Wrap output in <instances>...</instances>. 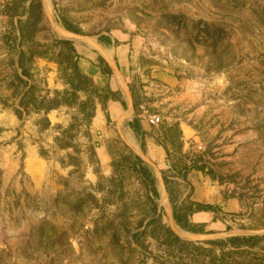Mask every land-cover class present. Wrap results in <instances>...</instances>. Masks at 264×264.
Listing matches in <instances>:
<instances>
[{
  "label": "rangeland",
  "instance_id": "obj_1",
  "mask_svg": "<svg viewBox=\"0 0 264 264\" xmlns=\"http://www.w3.org/2000/svg\"><path fill=\"white\" fill-rule=\"evenodd\" d=\"M42 1L0 0V264H264V0Z\"/></svg>",
  "mask_w": 264,
  "mask_h": 264
},
{
  "label": "trees",
  "instance_id": "obj_2",
  "mask_svg": "<svg viewBox=\"0 0 264 264\" xmlns=\"http://www.w3.org/2000/svg\"><path fill=\"white\" fill-rule=\"evenodd\" d=\"M65 44L70 45V43H68V42H65ZM69 57H70L72 65H73V70H74V73L76 76V78H72L70 80L69 84H70L71 89L74 90V92H75V90L80 89V85H81L80 79H86V78L79 73V71L76 67L78 56L75 54V52L72 48H71V52L69 53ZM130 127L133 129V131L136 134L141 135V130H140V127H139L136 119L133 120V123L130 124ZM136 159H137L138 164L140 165L141 161L138 158H136ZM140 174H142V177H146L147 179H151L150 173L145 167H142V166L140 167ZM152 192L156 196L155 190H152ZM192 206H193V208L191 209L190 214H196V213H202V212H205V213L206 212H212V213L214 212V210L210 206H202V205H192ZM173 217H174L175 222L179 226H181L182 228L187 229L188 231H191L193 233L198 232V230H195L196 229L195 225L189 224L187 218H185V220H184V219H181L180 217L175 216V215ZM259 239H261V238L258 236H252V237L234 236V237L228 238L224 242L221 241L219 243L223 244V245L228 244L231 248L237 249V248L243 246L245 243H249L251 241H255V240H259Z\"/></svg>",
  "mask_w": 264,
  "mask_h": 264
},
{
  "label": "water",
  "instance_id": "obj_3",
  "mask_svg": "<svg viewBox=\"0 0 264 264\" xmlns=\"http://www.w3.org/2000/svg\"><path fill=\"white\" fill-rule=\"evenodd\" d=\"M42 4H43V6L45 5V0L42 1ZM48 20H49V23H50L51 28L54 29V23L52 22V20H51L50 18H48ZM69 37H70L71 39L82 40V38L79 37V36H73V37L69 36ZM161 190H162V194H163L164 196H166V193H165V190H164L163 187L161 188ZM168 222H169V226H170L171 231H172L177 237L182 238V235L177 231L176 227L174 226V220L172 219V217H168Z\"/></svg>",
  "mask_w": 264,
  "mask_h": 264
},
{
  "label": "bare ground",
  "instance_id": "obj_4",
  "mask_svg": "<svg viewBox=\"0 0 264 264\" xmlns=\"http://www.w3.org/2000/svg\"><path fill=\"white\" fill-rule=\"evenodd\" d=\"M47 6H48V5H47ZM47 6H46V7H47ZM46 7H45V9H46V11H47V10H48V9H47L48 7H47V8H46ZM106 56H108L107 53H105V57H106ZM107 58L109 59V57H107ZM109 60H110V59H109ZM125 134H127V132H126ZM125 138L128 140V143H129V144H133V141H132V139L130 138V136L126 135ZM163 199H164V198H163Z\"/></svg>",
  "mask_w": 264,
  "mask_h": 264
},
{
  "label": "built area",
  "instance_id": "obj_5",
  "mask_svg": "<svg viewBox=\"0 0 264 264\" xmlns=\"http://www.w3.org/2000/svg\"><path fill=\"white\" fill-rule=\"evenodd\" d=\"M158 122H159V120L157 118H154V117L150 118V124L152 126L156 125Z\"/></svg>",
  "mask_w": 264,
  "mask_h": 264
},
{
  "label": "crops",
  "instance_id": "obj_6",
  "mask_svg": "<svg viewBox=\"0 0 264 264\" xmlns=\"http://www.w3.org/2000/svg\"><path fill=\"white\" fill-rule=\"evenodd\" d=\"M198 215H199V213H198V214H194V215H192V216L194 217V216H198Z\"/></svg>",
  "mask_w": 264,
  "mask_h": 264
}]
</instances>
